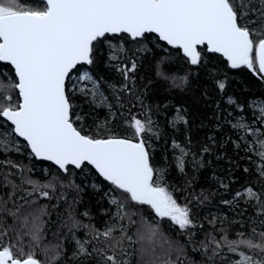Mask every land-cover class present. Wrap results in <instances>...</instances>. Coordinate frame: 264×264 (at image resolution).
I'll use <instances>...</instances> for the list:
<instances>
[{
    "label": "snow or ice",
    "instance_id": "snow-or-ice-1",
    "mask_svg": "<svg viewBox=\"0 0 264 264\" xmlns=\"http://www.w3.org/2000/svg\"><path fill=\"white\" fill-rule=\"evenodd\" d=\"M32 7L22 6L20 0H0V64L11 66L14 73L0 69V155L29 150L31 158L49 162L56 174L46 181L32 179L25 171L33 169L16 163L11 158L0 159V205L9 201H23L16 211L8 215L16 218L20 207L39 200L68 201V191H74L68 208L69 231L75 241L71 255L64 259L62 244L41 251L47 261L38 258L35 249L41 248L43 221L47 205L40 206L39 215L25 216L19 228H5L0 223V264H132L124 242L139 245L143 264H173L163 259L171 252V242L162 231V222L179 230L192 243L198 225L189 207L192 200L201 202V193L193 194L185 204L178 203L174 187L167 180V166L154 167L150 154V141L159 138L158 127L150 115L144 119L133 115L122 121L124 133L114 130L112 120L116 112L107 88L116 105L124 108L123 95L133 92L137 61L129 60L126 42L137 45L154 34L158 42L179 50L186 62L202 66L204 53H218L232 70L246 68L264 81V0H30ZM148 49H137L139 51ZM98 63L114 68L123 77L117 85L91 71ZM157 64V75L174 86L187 83V76L169 77L163 65ZM81 66H87L83 68ZM216 86L224 92L222 79ZM11 89L16 92L13 102ZM81 98L93 109H106L108 115L94 122L95 133L87 134L85 113L76 99ZM226 103L234 105L240 115L229 120L244 151L256 156V173L264 181V96L254 97L246 105L238 104L231 96ZM135 105H133L134 107ZM91 113H88L90 115ZM232 113L229 112V116ZM250 115L253 119L249 120ZM172 126L187 125L180 109ZM255 125H259L256 127ZM20 138V140H17ZM191 141L189 140V144ZM176 170L186 174L191 158L193 166L203 167L191 149L178 141L172 142ZM211 149L203 147L202 154ZM251 159V157H248ZM15 169L16 171H11ZM94 171L108 187L103 190L108 217L102 228L77 220L75 204L80 202L83 188L76 183L74 173ZM245 172L249 169L245 168ZM49 175V170L44 169ZM19 175L20 182L13 178ZM28 187H24V185ZM189 187L191 181L188 182ZM97 191L100 189L93 184ZM221 187L228 185L221 183ZM6 190V191H5ZM5 195L7 199H5ZM15 198V200L13 199ZM239 206V202L255 210L253 219L238 223L247 232L238 231L230 237L226 227L217 229L219 238L209 232L200 241L202 264H264V184L261 190L245 186L226 204ZM5 207H0L3 213ZM245 208L238 215L243 216ZM91 219L88 211L81 213ZM217 217L209 223L215 229ZM224 221L221 220L223 225ZM84 229V238L76 231ZM133 229L132 234L129 230ZM15 233V243L3 244L9 231ZM27 238V239H25ZM168 245V247H165ZM182 250V249H181ZM227 253V255H226ZM145 257L149 259L145 261Z\"/></svg>",
    "mask_w": 264,
    "mask_h": 264
},
{
    "label": "trees",
    "instance_id": "trees-1",
    "mask_svg": "<svg viewBox=\"0 0 264 264\" xmlns=\"http://www.w3.org/2000/svg\"><path fill=\"white\" fill-rule=\"evenodd\" d=\"M20 4L26 7L33 6L30 0H20ZM125 47L128 49L129 60L137 61V71L132 75L135 79L133 92L139 96V101L136 100L135 95L122 94L125 106L120 109L112 98V93L105 88L114 105L113 111L116 112L112 125L114 130L124 133L130 130L125 129L122 121L129 120L133 115L141 119H144L146 114L150 115L160 133L159 138L153 137L150 141L152 163L154 167L158 168L167 166L168 183L181 189L175 193L178 203H187L193 194L199 196L203 193L204 196H207V199L201 197V202L192 200L189 204V207L193 208L197 224L203 225L202 228L197 227L192 230L197 233L192 237V243H189L188 238L181 235L179 230L173 228L169 222H162V231L171 242V252L163 259H170L173 264H202L204 257L199 251H194V247L199 248L200 241L206 240L209 232L219 238L220 232L217 229L223 226L228 229L229 236L234 237L236 232H247L249 229L241 228L238 223L230 224L229 221L236 219L241 222L248 221L250 224L249 216L256 219L255 210L244 204L243 201L239 202V206L235 201L233 204L223 202L232 200L234 194L245 186L250 185L261 190V184H264L255 170L256 156L244 151L242 141L239 149L233 143L238 140L239 134L230 127L228 121L233 120L240 113L234 105H228L226 100L231 96L238 104L246 105V102L252 98L264 96V81L246 68L229 69L227 62L222 57L207 52L204 53L202 66H191L179 53V50L171 49L162 42H158L152 34H149V38L142 44L126 42ZM138 48H146L148 51L137 52ZM161 58H166L163 67L169 77L178 80L180 77L187 76V83L177 87L173 85L171 79L167 81L161 79L157 75V64ZM81 67L86 68L87 66ZM0 69L10 74L13 73L10 66L0 64ZM91 71L111 83L117 85L124 83L119 72L102 63H98ZM0 79L4 78L0 77ZM218 79H222L226 83L224 92H221L216 86ZM5 90L11 92L13 102H15L16 92L11 89ZM76 103L82 106L83 112L86 114L83 130L87 134H94L96 131L94 122L97 119L103 120L108 115L107 110L93 109L81 98H77ZM133 105L135 106L133 107ZM177 109L182 111L188 123L187 125H177L174 128L170 121L174 119ZM229 112L232 113L231 116H229ZM88 113L91 114L88 115ZM247 118L253 119L250 115ZM174 140L188 146L204 166L194 167L191 158H189L185 169L186 174L179 173L173 160L172 142ZM20 143V153L9 152L6 157L0 155V159L11 158L16 163L33 169L31 172L25 171L24 174L42 182L56 174L54 166L31 158L28 149L23 147V142L20 141ZM205 146L209 147L211 151L202 154L200 150ZM245 168H248L249 171L245 172ZM44 169L49 170V175L44 174ZM11 171L15 172L16 170L12 169ZM13 178L17 183L20 182L19 175ZM74 179L83 188L79 194L80 202L74 206L75 218L84 224L91 223L97 228H102L103 222L108 218L104 210L110 207L103 194V190L108 186L96 176L94 171L74 173ZM189 181H191L190 187ZM221 183L227 184L228 187H221ZM93 184L97 185L100 190L97 191L93 188ZM24 187H28V185L25 184ZM67 191V202L56 199L39 200L30 206L20 207L16 218L8 215V212L16 211L24 203L23 201L16 200L15 203L9 201L6 207L0 205V207H5L4 212L0 213V223L5 228L11 225L18 229L25 216H29L31 219L29 213L39 215L40 206L47 205V215L41 217L44 229L41 248L35 249V251L38 253L39 259L47 261L52 253L50 251L46 256L41 249L45 247L51 249L57 244H62L65 249L64 259H67L75 247V241L69 231L71 222L68 221V208L72 198L76 195L74 191ZM5 199H7L6 195ZM13 199L15 200V198ZM245 208H247V212L243 216L238 215ZM84 211L90 212L91 219L81 215ZM213 217L218 218L215 229L209 223ZM221 220L224 221L223 225ZM132 232L133 229H130L129 234L131 235ZM76 236L83 239L84 229L76 231ZM9 243H15V233L11 230L8 236L3 237V244L8 245ZM138 247L139 245H130L127 241L124 242V248L127 250L128 258L132 264H143L137 251ZM148 259L145 257V261ZM217 264H220V261H217Z\"/></svg>",
    "mask_w": 264,
    "mask_h": 264
},
{
    "label": "water",
    "instance_id": "water-1",
    "mask_svg": "<svg viewBox=\"0 0 264 264\" xmlns=\"http://www.w3.org/2000/svg\"><path fill=\"white\" fill-rule=\"evenodd\" d=\"M152 35H154V34H152ZM163 44H164V42H162ZM166 45V44H165ZM167 46V45H166ZM167 47H169L170 48V46H167ZM209 54H215V55H218V56H220L218 53H209ZM182 55V54H181ZM221 57V56H220ZM223 58V57H222ZM224 60V59H223ZM225 61V60H224ZM192 66V65H191ZM10 68H11V66H10ZM13 71V73H14V70H12ZM17 139H19L20 140V138H17ZM29 151V150H28ZM38 161V160H37ZM46 163H49V162H46ZM50 164V163H49Z\"/></svg>",
    "mask_w": 264,
    "mask_h": 264
}]
</instances>
